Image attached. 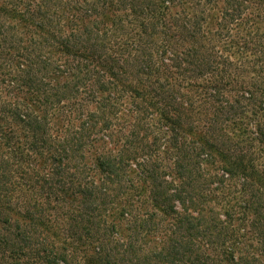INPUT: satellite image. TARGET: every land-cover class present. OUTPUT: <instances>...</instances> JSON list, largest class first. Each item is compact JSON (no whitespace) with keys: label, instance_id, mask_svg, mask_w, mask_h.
Masks as SVG:
<instances>
[{"label":"trees","instance_id":"obj_1","mask_svg":"<svg viewBox=\"0 0 264 264\" xmlns=\"http://www.w3.org/2000/svg\"><path fill=\"white\" fill-rule=\"evenodd\" d=\"M246 1L0 0V260L264 264V32L239 35ZM236 176L258 246L207 206L210 180ZM143 196L154 211L124 233ZM159 214L175 219L156 241Z\"/></svg>","mask_w":264,"mask_h":264},{"label":"rangeland","instance_id":"obj_2","mask_svg":"<svg viewBox=\"0 0 264 264\" xmlns=\"http://www.w3.org/2000/svg\"><path fill=\"white\" fill-rule=\"evenodd\" d=\"M259 2H262V0H247L246 2H244V10L245 12H254V16L252 17V21H249L247 23L242 24V27L240 29V33L239 35L242 37L244 40H249L251 39V37H253V41L255 42V37H259L260 34L262 32H264V5L260 4ZM258 15V17H256ZM259 19V21H258ZM235 24H232L231 27H234ZM255 26V27H254ZM256 28H259V30L261 31V33L257 36H254V33L257 31ZM235 30V29H234ZM241 39V40H243ZM261 42H259L260 44H264V38L260 39ZM259 48V47H258ZM250 58L249 60L251 62H255V58L251 53L249 55ZM36 94L33 93L31 94L30 91H27L26 89L21 90V92L18 93V95H15V98H18V100H22L23 99H27V100H31L34 104L37 105V97L35 96ZM33 96V97H32ZM249 102H247L246 100H244L241 105H243L245 110H249L251 109L254 105L248 104ZM254 113L252 112H247L245 113L243 116H241V118H244L247 120L251 117L253 118ZM15 132H19L17 129H14ZM253 130L255 131V134H259L260 132H264V100L263 103H259L258 106H256V115H255V120H254V127ZM18 134V133H17ZM21 136V135H18ZM116 142L113 141H109V138H107L104 143V147H102V151H105L108 155H115L116 151L114 150V148H116L117 143L120 142V136L116 137L114 136ZM236 137V136H235ZM102 144V141H99L97 143L96 147H92V148H88V152H87V156L89 159L93 158V154L95 153V151L97 149L100 148ZM233 144H235V151H238L240 148L242 149V144L243 142H241V140L236 137L234 139ZM256 146H259L260 153H259V160H258V164L260 166V168L264 169V140L263 141H257ZM234 147V146H233ZM166 157H168V155H166ZM28 161V160H27ZM220 160H217L215 162V164H211L209 163V174L206 176L207 178H210L212 176H214V174H217L219 176L218 171H220L218 168L216 169L215 167H217L220 164ZM217 165V166H216ZM45 166V167H44ZM44 170H47L48 167H46V165H44ZM215 166V167H214ZM242 176H236L234 178L228 179V180H224V183H219L217 182L215 179V181L212 179L210 181H212V183L210 184L209 188L210 190H206L204 193H207V196H211L212 199L209 200L207 206L211 207V208H215V210H224V209H228L230 206H232V208L235 209L236 214H234V216L236 215V223L239 225L240 223V230L241 232H244L246 234V237H250L248 239V241L250 243H254L255 245L258 246V241L259 240L257 237L258 235H256L253 230L250 228V224L252 223L251 217H250V212H247L249 209L245 210V202L246 199H243L245 196H247V193L243 192V185H242V180H241ZM28 180V178H25V182ZM25 187V186H24ZM25 188H29V187H25ZM262 191V190H261ZM135 198V197H134ZM136 201H134V206L131 208V212L129 214H126V218L125 219H120L118 217H115V221H118V225H120L121 229L123 230L124 233H131V230L129 231L128 228L129 226H131L133 224H139L142 220H144L145 218H147V216H149L153 211V207L151 202L148 199V196H143L141 198L136 197L135 198ZM256 199V198H255ZM257 200V199H256ZM67 210L64 209L62 212H65ZM56 213H58L59 211H55ZM54 212V214H56ZM235 213V212H234ZM62 213H59V216H61ZM118 215V214H115ZM249 217L248 219H243L245 217ZM160 219L156 220L158 221L159 225L157 227V230H155L153 232V234L150 236L154 239H156V241H158L160 236H163V233H165L168 225H171L174 222V215H170V216H163L159 214L158 216ZM136 222V223H134ZM235 223V224H236ZM62 222H59V225H61ZM133 228V227H132ZM168 232V230L166 231ZM66 235V233H64ZM255 235V236H254ZM252 238V239H251ZM254 238V240H253ZM89 254V250L86 249L85 251H81V255L79 256V261L81 264H84V260L87 262L88 258L86 257V255ZM21 262H24V258H20L19 259ZM78 260V259H77ZM9 261V262H8ZM8 261L6 260H0V264H10L11 263H15V260L12 259H8Z\"/></svg>","mask_w":264,"mask_h":264}]
</instances>
